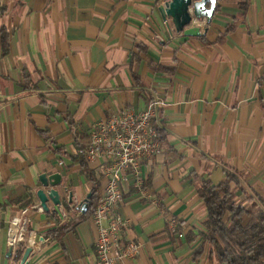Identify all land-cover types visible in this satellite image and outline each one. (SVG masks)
<instances>
[{"label": "crops", "instance_id": "1", "mask_svg": "<svg viewBox=\"0 0 264 264\" xmlns=\"http://www.w3.org/2000/svg\"><path fill=\"white\" fill-rule=\"evenodd\" d=\"M159 2L0 0V26L11 30L9 51L0 49V264H19L6 240L14 215L28 219L26 264H95L92 216L61 239L49 233L58 224L53 213L67 221L90 190L76 138L86 144L94 122L157 96L165 100L156 119L167 141L143 165L157 202L122 180L120 210L131 220L123 237L143 247L118 264H225L202 234L203 178L218 183L231 171L241 181L238 201L264 203V0L246 7L218 0L199 36H171ZM140 42L147 50L137 61ZM24 71L35 87H24ZM89 162L103 189L104 165ZM55 171L74 202L62 198L68 210L54 211L49 200L41 211L40 174ZM30 190L34 203L16 202Z\"/></svg>", "mask_w": 264, "mask_h": 264}, {"label": "built area", "instance_id": "2", "mask_svg": "<svg viewBox=\"0 0 264 264\" xmlns=\"http://www.w3.org/2000/svg\"><path fill=\"white\" fill-rule=\"evenodd\" d=\"M206 24V19L197 17L190 23L199 26L201 32L205 31ZM164 104L165 100L157 96L140 110L123 108L92 124L86 140V157L91 162L101 161L105 175L104 187L92 215L96 229L95 264H118L124 258L137 256L142 250L140 241L123 237V231L131 220L120 210L124 200L122 180L127 179L144 197L157 202L145 184L143 165L161 147L154 119ZM37 207L43 210L41 204ZM175 222L172 219V223ZM28 231L25 216L14 215L10 219L6 240L13 254L20 243L27 239Z\"/></svg>", "mask_w": 264, "mask_h": 264}, {"label": "trees", "instance_id": "3", "mask_svg": "<svg viewBox=\"0 0 264 264\" xmlns=\"http://www.w3.org/2000/svg\"><path fill=\"white\" fill-rule=\"evenodd\" d=\"M240 4L246 7L247 0H240ZM11 30L6 25L0 26V49L5 54L10 49ZM138 52L133 53V58L140 61L141 52H146V44L140 42L137 45ZM157 70H167L170 67L161 64H152ZM28 71H24L23 85L25 88L35 87L34 82L29 79ZM158 127L161 145L166 143L167 131L157 119H154ZM78 148L77 158L80 159L81 171L91 183V196L88 208L85 212L76 206L73 215L67 221H61L56 213L53 216L58 221L56 227L49 230L56 238L61 239L65 231L73 228L80 221L88 219L93 215L96 204L102 192V181L96 169L90 164L86 157V144H80L76 138ZM233 182L236 186H233ZM241 181L239 177L228 171L223 181L215 183L211 178H203L199 187V193L205 201L207 217L204 221L205 231L202 232L205 239L211 244V251L218 262L225 264H264V203L258 202L252 196L249 203H242L236 199V189ZM26 199H18L21 206L33 202V193ZM179 221L176 230L181 228ZM191 231L188 232V234ZM26 244L22 241L14 254V260L20 264Z\"/></svg>", "mask_w": 264, "mask_h": 264}, {"label": "water", "instance_id": "4", "mask_svg": "<svg viewBox=\"0 0 264 264\" xmlns=\"http://www.w3.org/2000/svg\"><path fill=\"white\" fill-rule=\"evenodd\" d=\"M218 5V0H160L158 3V11L163 21L164 27L169 31L171 36L174 33L185 34L190 36H199L201 34L200 27L197 25H190L192 19L197 17L199 19H206V22H211ZM41 186L38 187L36 193L40 200V204L45 210H49V200H52L57 209L68 210L65 202L62 200L65 197L69 202H74V193L63 185V175L60 171L53 173L43 172L40 174ZM60 184V187L58 186ZM66 192L67 195L63 194ZM91 191H88L85 198L77 204L81 212H85L88 208ZM33 250L32 245H27L24 254L21 258L20 264H26L28 257ZM12 253L10 247L9 254Z\"/></svg>", "mask_w": 264, "mask_h": 264}]
</instances>
